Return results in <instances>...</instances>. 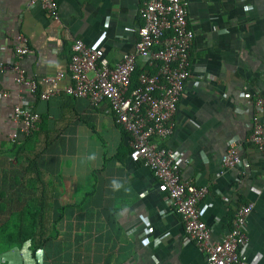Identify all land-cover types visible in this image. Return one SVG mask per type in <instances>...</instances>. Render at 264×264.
<instances>
[{
  "label": "crops",
  "instance_id": "crops-1",
  "mask_svg": "<svg viewBox=\"0 0 264 264\" xmlns=\"http://www.w3.org/2000/svg\"><path fill=\"white\" fill-rule=\"evenodd\" d=\"M186 1L194 32L190 76L173 133L152 140L181 154L182 179L208 185L200 210L213 240L231 229L238 207L252 203L243 249L249 264H264V156L249 141L253 117H264L253 103L264 95V0ZM56 3L54 20L30 0H0V63L16 60L17 34L30 50L19 63L36 77L67 73L76 38L110 65L139 38L143 0ZM144 68L136 59V69ZM14 77L12 70L0 72V89L8 92L0 97V212L4 220L35 213L39 235L54 237L34 252L28 240L4 249L0 264H205L195 243L183 239L161 182L130 160V136L106 102L91 105L62 93L41 100ZM19 97L40 115L28 136L11 118ZM231 138L241 163L217 175Z\"/></svg>",
  "mask_w": 264,
  "mask_h": 264
},
{
  "label": "built area",
  "instance_id": "built-area-1",
  "mask_svg": "<svg viewBox=\"0 0 264 264\" xmlns=\"http://www.w3.org/2000/svg\"><path fill=\"white\" fill-rule=\"evenodd\" d=\"M34 4H39L54 20L58 19L56 0H30V5ZM139 16L142 24L137 29L139 38L134 48L122 53L114 65L100 51L76 38L71 45L67 73L29 76L19 61L30 50L25 36L17 34L16 60L11 64L0 63V72L12 70L15 82L29 93L38 94L41 100L62 93L85 98L91 105L106 102L115 121L130 136V160L143 163L161 182L171 207L180 217L183 239L195 243L204 255L205 264H249L243 248L247 242L245 223L252 203L238 207L231 229L221 239L213 240L200 210L208 185L182 179L181 154L152 140L173 133L178 101L190 76L194 32L188 23L187 1L143 0ZM136 59L142 60L146 68L132 87ZM41 84L45 87L39 89ZM6 96L8 92L0 89V97ZM243 97L250 99L252 93L246 91ZM253 103L257 114L264 111V95H256ZM11 118L25 136L32 134L40 121L39 113L22 97L13 106ZM250 129L249 141L264 156V117L259 120L255 115ZM9 136L15 139L17 133ZM240 163L238 142L228 139L217 175ZM140 233L146 234L143 227Z\"/></svg>",
  "mask_w": 264,
  "mask_h": 264
},
{
  "label": "trees",
  "instance_id": "trees-1",
  "mask_svg": "<svg viewBox=\"0 0 264 264\" xmlns=\"http://www.w3.org/2000/svg\"><path fill=\"white\" fill-rule=\"evenodd\" d=\"M141 70L135 69L131 79L132 87L136 85L137 76ZM25 208H29V205ZM36 217L37 214L33 213L30 215L31 219L27 217L29 220L21 219L20 215L17 217V219L9 218L4 220L0 212V252L4 249L10 248L11 246L21 245L22 242L27 240L30 243L31 251L34 252L35 249L42 247L44 243L52 239L54 237L52 231H50L48 235H39L38 228L40 223Z\"/></svg>",
  "mask_w": 264,
  "mask_h": 264
}]
</instances>
